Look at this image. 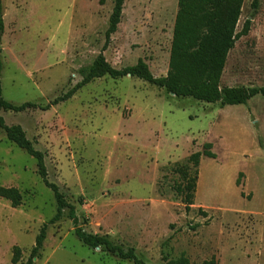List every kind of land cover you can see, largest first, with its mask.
Segmentation results:
<instances>
[{
  "label": "rangeland",
  "instance_id": "374dc122",
  "mask_svg": "<svg viewBox=\"0 0 264 264\" xmlns=\"http://www.w3.org/2000/svg\"><path fill=\"white\" fill-rule=\"evenodd\" d=\"M244 0L236 41L221 87L264 86V0L255 13ZM0 88L14 105L0 109L5 125H19L45 155L47 178L75 207L78 226L134 249L146 264L184 255L191 264H264V97L220 106L177 98L140 79H94L68 100L42 110L81 80L99 53L115 69L143 60L154 77L168 70L177 0H124L117 30L105 50L113 0H0ZM189 212L176 192V164L203 144ZM241 174L240 185L236 181ZM0 187L16 188L21 203L0 197V264H25L46 224L34 264H132L83 245L64 209L49 224L53 192L35 159L0 128ZM243 194V195H242ZM80 200V201H79ZM199 209L206 213L201 215ZM21 255L12 263L13 248Z\"/></svg>",
  "mask_w": 264,
  "mask_h": 264
},
{
  "label": "trees",
  "instance_id": "16d2710c",
  "mask_svg": "<svg viewBox=\"0 0 264 264\" xmlns=\"http://www.w3.org/2000/svg\"><path fill=\"white\" fill-rule=\"evenodd\" d=\"M124 0H113V7L108 18V26L105 31V50L110 36L117 30L122 14ZM244 0H177V12L172 29L170 44L168 70L163 77H154L147 64L139 59L134 65L115 69L109 65L102 53H99L92 64L81 70V80L70 90L54 98L49 104L41 107L48 110L61 102L70 99L77 90L86 86L94 79L108 76L111 79L129 77L140 79L166 93L177 98H191L207 104L220 106L245 105L256 95L264 97V86L260 87H221V76L229 52L234 48L237 40L248 34L250 30V19H246L239 31H236L237 23L241 15ZM260 0H252L250 8L253 13L259 8ZM3 32V21L0 4V35ZM1 69V63H0ZM38 108L33 103L14 105L2 97L0 88V109L13 113H20L28 109ZM0 128L4 131L7 140L24 150L36 162V172L44 185L53 192L56 211L48 221L53 224L63 216L64 209H68V216L74 226V234L77 239L91 249L98 248L100 251L110 253L121 260L132 264H146L137 258L134 249L127 250L113 244L105 237L86 233L78 226V218L75 207L68 203L59 187L48 181L45 166V155L34 147L32 141L27 137L19 125L7 126L0 117ZM210 143L203 144L201 152L191 154L184 164H176L173 171L179 175L176 192L181 197L185 211L189 212L194 203L196 183L198 179V166L201 157L214 159ZM241 174L236 181L240 185ZM243 195V194H242ZM0 197L10 202L12 208L21 203L20 192L13 187H0ZM80 201V200H79ZM200 214L206 216L199 209ZM46 224H44L35 238L34 247L25 264H34L33 260L40 256L43 242L46 238ZM20 249L13 248L12 263L20 259ZM167 264H191L189 260L181 255L178 258L167 260ZM201 264H217L214 257L203 261Z\"/></svg>",
  "mask_w": 264,
  "mask_h": 264
},
{
  "label": "water",
  "instance_id": "95a60500",
  "mask_svg": "<svg viewBox=\"0 0 264 264\" xmlns=\"http://www.w3.org/2000/svg\"><path fill=\"white\" fill-rule=\"evenodd\" d=\"M128 77H129V75H128ZM96 249H98V248H96Z\"/></svg>",
  "mask_w": 264,
  "mask_h": 264
}]
</instances>
